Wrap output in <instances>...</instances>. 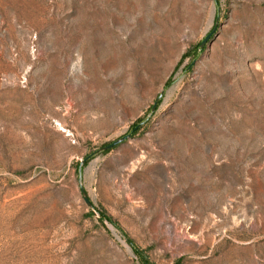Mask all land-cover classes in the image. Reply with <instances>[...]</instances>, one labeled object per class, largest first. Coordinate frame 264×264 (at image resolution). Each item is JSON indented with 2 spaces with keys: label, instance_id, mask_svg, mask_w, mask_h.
Returning a JSON list of instances; mask_svg holds the SVG:
<instances>
[{
  "label": "rangeland",
  "instance_id": "obj_1",
  "mask_svg": "<svg viewBox=\"0 0 264 264\" xmlns=\"http://www.w3.org/2000/svg\"><path fill=\"white\" fill-rule=\"evenodd\" d=\"M128 239L264 264V0H0V264H142Z\"/></svg>",
  "mask_w": 264,
  "mask_h": 264
},
{
  "label": "water",
  "instance_id": "obj_2",
  "mask_svg": "<svg viewBox=\"0 0 264 264\" xmlns=\"http://www.w3.org/2000/svg\"><path fill=\"white\" fill-rule=\"evenodd\" d=\"M206 40H207V37L205 39H203V41L201 42V44H200L201 47L205 44ZM128 137H130V134L121 136L118 139L112 141L111 143L101 147L99 149V151L100 150H108V149L118 145L119 143L123 142ZM79 172H80V169H79ZM79 180H80V176H79ZM81 194H82V199H83L84 203L86 204V206L91 210L92 213L97 214L95 208L93 207L92 202L90 201L89 197L87 196L86 192L83 189H81Z\"/></svg>",
  "mask_w": 264,
  "mask_h": 264
},
{
  "label": "trees",
  "instance_id": "obj_3",
  "mask_svg": "<svg viewBox=\"0 0 264 264\" xmlns=\"http://www.w3.org/2000/svg\"><path fill=\"white\" fill-rule=\"evenodd\" d=\"M100 219L101 220L102 219H107L108 221L113 223V220L109 216L104 215L103 213L100 214ZM128 243L131 246V248L133 249V251L138 255L141 263L142 264H149L148 261H147L146 256L134 245V243L131 240H129V239H128Z\"/></svg>",
  "mask_w": 264,
  "mask_h": 264
}]
</instances>
